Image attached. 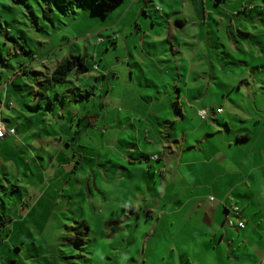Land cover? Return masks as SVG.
Returning <instances> with one entry per match:
<instances>
[{
  "label": "crops",
  "instance_id": "1",
  "mask_svg": "<svg viewBox=\"0 0 264 264\" xmlns=\"http://www.w3.org/2000/svg\"><path fill=\"white\" fill-rule=\"evenodd\" d=\"M151 4L113 9L105 31L119 54L86 63L81 76L94 85L71 88L83 97L65 89L48 100L58 150L41 197L74 200L82 217L71 229L86 230L69 241L103 240L100 264H119L134 247L126 264H237L264 242V0ZM6 100L0 123L14 129L2 117L13 108Z\"/></svg>",
  "mask_w": 264,
  "mask_h": 264
},
{
  "label": "rangeland",
  "instance_id": "2",
  "mask_svg": "<svg viewBox=\"0 0 264 264\" xmlns=\"http://www.w3.org/2000/svg\"><path fill=\"white\" fill-rule=\"evenodd\" d=\"M152 2L153 8L161 6V0ZM111 16L94 13L90 0H81V7L66 12H60L52 0H0V102L5 103L6 97V103L13 105L12 109L2 107V117L7 116L16 131L14 138L0 142V239L4 242L0 243V264H100L105 257L107 246L93 234L79 248L70 243L72 234L82 232L71 229L80 212L74 200L62 197L60 204H54L57 199L41 197V192L52 182L47 170L52 158L48 157L55 160L58 150L53 134L57 121L52 125L57 111L48 102H56L57 93L65 89L94 85L88 74L73 73L76 80L70 74L64 82L53 84L51 73L72 55L86 54L89 67L93 61L100 64L101 55L106 60L116 58L120 49L114 48L105 31L115 21ZM141 22L150 21L142 15ZM110 75L108 71L109 79ZM100 143L101 138L93 135L91 146ZM134 249L128 256L115 254V261L126 264V258L136 254ZM239 261L264 264V242L255 243Z\"/></svg>",
  "mask_w": 264,
  "mask_h": 264
},
{
  "label": "trees",
  "instance_id": "3",
  "mask_svg": "<svg viewBox=\"0 0 264 264\" xmlns=\"http://www.w3.org/2000/svg\"><path fill=\"white\" fill-rule=\"evenodd\" d=\"M60 12H66L69 9L81 7V0H52ZM124 0H90L91 10L101 16L107 17L109 13L119 6ZM22 49V47H20ZM23 53L25 50H23ZM86 58L83 56H70L60 61L51 73L50 79L53 84L64 82L70 74L82 75L88 72ZM1 80V76H0ZM65 94L70 95L71 100L77 97H83V94L76 95L74 89H67ZM76 95V96H75ZM78 229L86 230L85 226H79Z\"/></svg>",
  "mask_w": 264,
  "mask_h": 264
},
{
  "label": "built area",
  "instance_id": "4",
  "mask_svg": "<svg viewBox=\"0 0 264 264\" xmlns=\"http://www.w3.org/2000/svg\"><path fill=\"white\" fill-rule=\"evenodd\" d=\"M99 41L101 42L102 39L99 38ZM94 69H96V67H94ZM9 107H12V105L9 104ZM216 112L220 113L221 109H217ZM198 114L201 118H205L207 115V110H201L198 112ZM15 135H16V132L14 129L6 128L2 123H0V139L4 138L6 136L14 137ZM150 159L151 160H157L158 156L157 155L151 156ZM211 200H212V198H211ZM230 214L238 215V209L233 205L230 206L229 210H227V215H226V219H225V224L229 227H232V226H234V223H233L232 219L229 217ZM237 226H238V228L242 229V228H244V223L239 222Z\"/></svg>",
  "mask_w": 264,
  "mask_h": 264
}]
</instances>
